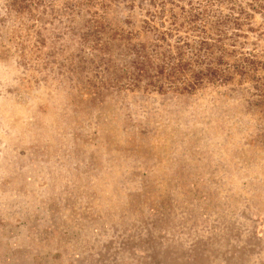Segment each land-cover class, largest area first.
<instances>
[{
  "label": "rangeland",
  "instance_id": "1",
  "mask_svg": "<svg viewBox=\"0 0 264 264\" xmlns=\"http://www.w3.org/2000/svg\"><path fill=\"white\" fill-rule=\"evenodd\" d=\"M0 264H264V0H0Z\"/></svg>",
  "mask_w": 264,
  "mask_h": 264
}]
</instances>
